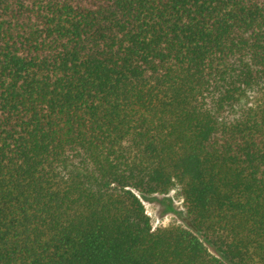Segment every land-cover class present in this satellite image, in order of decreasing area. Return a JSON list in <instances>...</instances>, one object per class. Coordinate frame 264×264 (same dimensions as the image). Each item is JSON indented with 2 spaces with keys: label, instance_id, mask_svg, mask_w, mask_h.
<instances>
[{
  "label": "trees",
  "instance_id": "16d2710c",
  "mask_svg": "<svg viewBox=\"0 0 264 264\" xmlns=\"http://www.w3.org/2000/svg\"><path fill=\"white\" fill-rule=\"evenodd\" d=\"M0 264H264V0H0Z\"/></svg>",
  "mask_w": 264,
  "mask_h": 264
},
{
  "label": "rangeland",
  "instance_id": "374dc122",
  "mask_svg": "<svg viewBox=\"0 0 264 264\" xmlns=\"http://www.w3.org/2000/svg\"><path fill=\"white\" fill-rule=\"evenodd\" d=\"M142 203L145 213L150 218L152 229L172 224L189 228L177 190H172L166 195H152Z\"/></svg>",
  "mask_w": 264,
  "mask_h": 264
}]
</instances>
